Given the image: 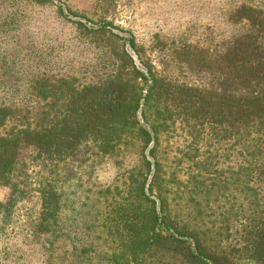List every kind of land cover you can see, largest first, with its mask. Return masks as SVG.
Instances as JSON below:
<instances>
[{"label":"trees","instance_id":"trees-1","mask_svg":"<svg viewBox=\"0 0 264 264\" xmlns=\"http://www.w3.org/2000/svg\"><path fill=\"white\" fill-rule=\"evenodd\" d=\"M20 1L0 0V47L19 56L0 59V224L31 203L43 264H264V0L235 1L219 44L183 55L206 74L195 86L158 74L132 35L100 81L50 76L63 42L32 15L57 0ZM179 133L169 158L161 139Z\"/></svg>","mask_w":264,"mask_h":264},{"label":"rangeland","instance_id":"rangeland-1","mask_svg":"<svg viewBox=\"0 0 264 264\" xmlns=\"http://www.w3.org/2000/svg\"><path fill=\"white\" fill-rule=\"evenodd\" d=\"M27 1L21 0L20 3ZM235 1L57 0L40 11L35 7L32 16L58 31L63 42L61 55L45 70L50 76L71 78L77 86L96 83L112 69L106 59L115 58L113 48L120 52L132 35L158 74L195 86L201 84L199 79L204 80L206 74L192 63L187 66L183 58H201L200 50L217 46L228 30L234 28L226 22L225 14L236 4ZM10 2L6 0L4 4L8 13L17 8L11 7ZM59 5L73 12L76 15L74 20L81 21L82 25L77 26L60 17L56 10ZM104 25H107L105 35L89 34L85 30H96ZM180 47L185 48L180 51ZM187 49H192L190 55L185 54ZM2 51H7V56L1 55ZM2 58L12 60L19 56L10 47L7 50L0 47ZM4 74L8 76L9 70L0 66V76ZM179 146H183L181 133L168 134L161 139V151L169 158L179 150ZM203 151L202 147L199 152ZM134 152L133 149L128 150L132 160ZM95 175L100 185H108L115 181L117 169L113 163L105 164L97 169ZM8 195V190L0 188V203H4ZM30 206L31 203L17 205L12 218L0 224V264H43L42 237L33 244L32 238L25 236ZM65 250L67 247L60 242L57 254Z\"/></svg>","mask_w":264,"mask_h":264}]
</instances>
